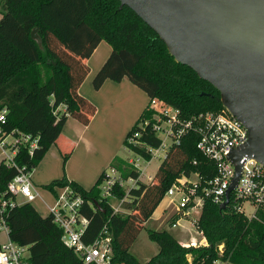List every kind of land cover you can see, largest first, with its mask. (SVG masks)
<instances>
[{"label":"trees","instance_id":"16d2710c","mask_svg":"<svg viewBox=\"0 0 264 264\" xmlns=\"http://www.w3.org/2000/svg\"><path fill=\"white\" fill-rule=\"evenodd\" d=\"M119 5L118 0H0V112L6 111L1 127L6 133L18 131L39 138L32 157L26 148L20 149L15 158L19 166L34 170L59 139L68 117L82 125L89 123L95 106L79 95L78 88L89 73L85 60L101 41L109 45L111 54L93 79L95 90L106 80L127 78L150 99L159 98L177 108L184 119L225 108L218 90L177 63L157 33L128 7L119 9ZM34 28L41 46L31 38ZM148 107L127 133L123 146L150 162V153L127 141L140 130V121L152 116ZM137 140L153 149L161 146V139L150 129L140 132ZM198 140L197 134L189 133L169 148L153 182L138 181L129 191L122 204L128 214H113L111 205L126 195L118 185L112 190L115 199L101 198L99 187L106 171L89 190L65 176L44 188L53 191L69 185L81 194V212L89 221L82 239L90 244L106 226L112 240V264H264V211L250 220L234 211L232 204L221 211L210 200L205 201L196 225L208 246L188 247L167 230L149 229L148 237L158 253L143 262L131 251L177 178L198 173L209 180L217 174L215 163L197 148ZM67 156L63 155L64 161ZM108 168L123 180L140 175L120 157ZM16 174L15 168L1 160L0 195ZM183 215L177 214L170 226ZM6 223L9 240L27 246L29 264H82L63 244L62 232L50 217L42 218L30 204L11 210Z\"/></svg>","mask_w":264,"mask_h":264},{"label":"built area","instance_id":"2783aa9c","mask_svg":"<svg viewBox=\"0 0 264 264\" xmlns=\"http://www.w3.org/2000/svg\"><path fill=\"white\" fill-rule=\"evenodd\" d=\"M148 106L152 116L140 121L138 125L140 130L127 139L129 145L144 148L153 159L159 154L160 149L167 148L168 151L171 146L179 145L185 135L195 133L199 136L197 148L217 167V174L209 180H204L198 173L182 175L177 178L165 195L167 209L174 208L178 214L187 215L192 210L198 208L202 210L206 200H210L218 206L222 205L226 201L227 191L236 174L235 166L228 161L227 157L234 149L247 143L248 129L227 108L184 119L177 108L159 98L150 99ZM5 114L4 110L0 112L2 160L7 167H13L17 171L15 177L7 183L6 192L0 195V231L8 235L9 228L6 219L9 212L16 207L31 203L39 197L31 180L32 171L25 166H19L15 159L21 148H26L29 156L32 157L33 151L38 147L39 138L18 131L6 133L1 127L5 123ZM148 129L161 139L160 148L153 149L138 142L140 132ZM168 141L170 144L167 143ZM132 154L135 160L128 159L127 161L140 172L139 177L123 180L115 169H110L111 175L106 172V177L99 187L102 199H115L112 194L115 185L125 191V197L115 201V205H111L113 214L128 213L122 208V204L128 200L129 191L137 187V182L143 175L138 161L147 162V160L141 155ZM54 191L58 192L53 205L48 209V217L61 230L63 244L80 257L82 264H112V240L106 226L90 244L85 243L82 239L89 221L81 212L84 204L81 194L69 185L61 188L54 187ZM18 197L23 198V202L18 203ZM231 204L234 211L245 215L250 220L257 219L260 210L264 211V164L254 158L245 157L242 160L241 176L236 189L231 194L228 207ZM246 207L249 208V212ZM178 222L179 220L174 227L178 225ZM208 245L206 240L201 245L192 243L188 247ZM222 248L223 246H220V250ZM27 257L28 251L25 247L10 240L0 244V264H29ZM214 264L228 263L215 261Z\"/></svg>","mask_w":264,"mask_h":264},{"label":"water","instance_id":"95a60500","mask_svg":"<svg viewBox=\"0 0 264 264\" xmlns=\"http://www.w3.org/2000/svg\"><path fill=\"white\" fill-rule=\"evenodd\" d=\"M118 1L157 33L177 63L218 90L223 106L248 129L247 143L227 157L236 174L219 206L225 211L242 160L264 164V0ZM37 32L31 38L41 46Z\"/></svg>","mask_w":264,"mask_h":264},{"label":"crops","instance_id":"0c3cea01","mask_svg":"<svg viewBox=\"0 0 264 264\" xmlns=\"http://www.w3.org/2000/svg\"><path fill=\"white\" fill-rule=\"evenodd\" d=\"M110 54L109 45L101 41L91 56L85 60L89 67V73L79 86L78 93L95 106V113L87 125H82L70 117L67 118L57 142L49 148L43 159L32 170L33 185L44 187L65 176L68 181L75 182L83 189L89 190L99 176L106 171L111 161L115 157H119L129 129L138 120L150 100L147 99L148 94L143 89L132 84L127 78H123L120 82L106 80L98 90L94 89L93 79ZM66 154L68 156L64 161L63 155ZM1 160L0 150V162ZM57 192L54 189L53 191L48 190L54 201ZM36 199L45 205L46 214L41 216L35 211L42 218L47 217L48 209L53 204L49 205L40 195ZM165 203L163 211L155 215L156 210L148 221L149 223H158L164 220L165 211L168 210L167 201ZM6 236L9 240L7 234ZM202 238L201 244L203 241L206 242L204 236ZM182 244L190 245L188 242ZM154 255L156 254L152 256Z\"/></svg>","mask_w":264,"mask_h":264},{"label":"rangeland","instance_id":"374dc122","mask_svg":"<svg viewBox=\"0 0 264 264\" xmlns=\"http://www.w3.org/2000/svg\"><path fill=\"white\" fill-rule=\"evenodd\" d=\"M147 99L150 100L149 96L147 97ZM135 122L133 123V125L135 124ZM167 143L170 144V141H168ZM166 151H167V148L160 149L159 154H157V156H155L150 162L148 161L146 162L143 160L138 161L140 170L143 171V175H141V178H140L141 182L146 183V184H150L153 182L155 175L158 172L159 167L161 166L163 160L165 159ZM119 157L125 160H128V159L135 160L134 155L125 147L121 148ZM106 172L108 175H111V171L109 168L106 169ZM35 187H36L38 194L42 196L43 199L49 205L50 204L52 205L54 203V200H52V197L49 195L47 189H45L42 185H35ZM101 194L102 192H100V195ZM22 201H23V198L21 197L17 198L18 203ZM165 204H166L165 201H163L160 207L157 208L155 215L163 211ZM30 206L34 208V210H36L41 216L46 214V208L44 207L45 205H43L39 199H36L34 202H31ZM246 210L247 212H249L248 207H246ZM177 214L178 213L174 208L168 209L165 211V218L163 221L158 222V223L148 222L145 224L146 228L144 230H141V232L138 234L135 244L131 248V251L133 252V254H135V256L140 261L145 262L150 258V256H152L153 254H157L158 252L157 245L154 242H152L148 237L147 228L151 230H156V231L167 230L181 243L188 242L190 245L192 243H194L195 245H201L203 235L201 234V232L198 230L197 226L195 225V222L199 220V217L201 214V208L192 210L187 215L181 216L178 225L176 227H172L170 226V224L172 220L174 219V217L177 216ZM6 240H7L6 234H4L3 232H0V244L4 243ZM203 243H205V241H203ZM25 248L27 249V246ZM188 259H189V262L192 261L191 256L188 257Z\"/></svg>","mask_w":264,"mask_h":264}]
</instances>
